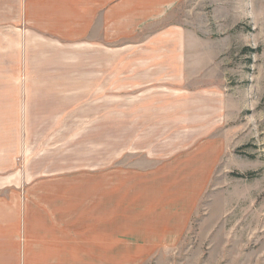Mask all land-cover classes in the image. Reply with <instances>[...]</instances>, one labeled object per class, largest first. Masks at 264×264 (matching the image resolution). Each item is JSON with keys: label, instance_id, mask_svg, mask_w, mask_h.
Instances as JSON below:
<instances>
[{"label": "rangeland", "instance_id": "374dc122", "mask_svg": "<svg viewBox=\"0 0 264 264\" xmlns=\"http://www.w3.org/2000/svg\"><path fill=\"white\" fill-rule=\"evenodd\" d=\"M146 32L112 56L109 119L0 188V264H264V0H182ZM143 192L179 215L125 224Z\"/></svg>", "mask_w": 264, "mask_h": 264}, {"label": "crops", "instance_id": "0c3cea01", "mask_svg": "<svg viewBox=\"0 0 264 264\" xmlns=\"http://www.w3.org/2000/svg\"><path fill=\"white\" fill-rule=\"evenodd\" d=\"M181 1L0 0V174L7 175L0 188L33 185L43 170L56 167L79 122L109 119L112 56L140 55L129 49L154 40L146 31L166 22ZM113 41L123 42L121 52H113ZM133 182L139 180L125 185ZM151 193H142L150 204L141 199L123 207L125 224L146 211L162 213L168 223L179 215L183 201L169 197L159 203ZM127 196V202L141 197ZM184 198L186 210L192 199ZM153 221L159 224L158 218L138 224Z\"/></svg>", "mask_w": 264, "mask_h": 264}]
</instances>
